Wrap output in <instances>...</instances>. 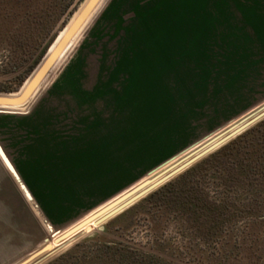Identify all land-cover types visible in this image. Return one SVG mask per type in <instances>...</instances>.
Listing matches in <instances>:
<instances>
[{
    "label": "rangeland",
    "instance_id": "rangeland-1",
    "mask_svg": "<svg viewBox=\"0 0 264 264\" xmlns=\"http://www.w3.org/2000/svg\"><path fill=\"white\" fill-rule=\"evenodd\" d=\"M91 1L0 0V84L33 67L16 92L0 93L6 99L22 94L78 22L30 101L0 112V264H31L90 221L45 264L99 237L135 250L82 263L264 264L258 173L253 188L225 190L233 205L215 223L174 207L152 211L151 224L129 215L86 235L109 203L264 107V0H98L81 17ZM204 189L223 198L220 186Z\"/></svg>",
    "mask_w": 264,
    "mask_h": 264
},
{
    "label": "trees",
    "instance_id": "trees-1",
    "mask_svg": "<svg viewBox=\"0 0 264 264\" xmlns=\"http://www.w3.org/2000/svg\"><path fill=\"white\" fill-rule=\"evenodd\" d=\"M32 69L33 67L24 73L18 74L9 86L0 84V93L16 92ZM253 161L254 165L252 166ZM256 173L264 175V120L118 215L107 224V227L114 220L128 218L129 215H131L133 221L140 215H145L147 216L146 220L151 224L154 213L159 215L165 212L168 213L170 208L174 207L181 211L183 215L187 213L188 218L193 222L203 220L210 224L215 223L219 218L218 212L221 210L227 211L233 205L232 199L226 196L225 190L237 186L253 188L252 185H248V181L253 177L251 175ZM207 179H209V182H206ZM219 186L224 191L223 198L212 200L208 193H205L204 188L219 189ZM156 196H159L158 202L151 203V209L143 211L140 208L145 203L150 204ZM133 221L127 224L126 228H129ZM107 227L106 229H108ZM97 239H100V237ZM97 239H86L81 243H77L67 252L47 264H89L82 263V259H98L102 255L106 257L107 254L110 255L111 259H125L130 258L132 251L135 250L130 246H107L101 244L103 242Z\"/></svg>",
    "mask_w": 264,
    "mask_h": 264
},
{
    "label": "water",
    "instance_id": "water-1",
    "mask_svg": "<svg viewBox=\"0 0 264 264\" xmlns=\"http://www.w3.org/2000/svg\"><path fill=\"white\" fill-rule=\"evenodd\" d=\"M97 1L98 0H92L87 5V7H85L81 17H85L93 9V7ZM77 27H78V22L75 23V25H73V27L68 31L66 37L64 38L62 43L58 46L56 51L52 55H49L47 61L43 65V67L35 75V77L32 79V81L29 83V85L26 87V89L22 92V94L18 98L6 99L5 97H3V95H9V94H0V108H2L1 109L2 111H0V112L7 111L4 108L14 107V106L21 105V104H24L25 102L30 101V99L33 95L32 93H33L34 87L36 86L38 81L41 79V77L44 75L45 71L57 59L60 51L67 44V42L69 41V39L71 38V36L73 35V33ZM262 120H264V107L259 109L256 112L252 113L251 115H249L245 119L241 120L240 122L236 123L232 127L223 131L222 135H224V136H222L220 139L216 140L213 144L207 146L205 149H203V147H205L206 145H208L211 141H213L215 139H213V140L209 141L208 143H205L204 145H202L199 149H197V151L203 149L202 151H200L199 153H197L195 155L193 153H191L190 155L185 157L184 158L185 162H183L182 164H179L178 166H176L172 170H169L168 172H166L156 182L150 184L149 186L143 188L142 190H140L141 187L143 185H145L146 183H148L149 181H145L139 185H136L135 187H133L132 189H130L129 191H127L126 193H124L123 195H121L120 197L115 199L114 201H112L111 203H109L106 207H104V209H102L101 211H99L98 213H96L94 215V217H96L99 213H101L105 209H107L113 205L118 204V206L115 209H113L108 214H106L105 216H103L102 218H100L99 220L96 221L95 227L93 228V230L90 233H88V235L91 234L92 232H94L95 230H103L104 225L108 221H110L113 218H115L116 216L122 214L123 212H125L126 210H128L129 208L134 206L136 203H138L140 200L144 199L145 197H147L148 195H150L151 193H153L154 191H156L157 189H159L160 187H162L166 183L170 182L172 179H174L178 175L182 174L184 171H186L187 169H189L190 167H192L196 163L200 162L201 160H203L204 158H206L210 154L214 153L215 151H217L218 149H220L221 147H223L224 145H226L227 143H229L230 141H232L236 137L240 136L242 133L249 130L250 128H252L256 124H258ZM218 136H220V135H218ZM82 224L83 223H81V224L77 225L76 227L72 228L71 230L59 235L55 239V243L58 245V247H56L52 251L43 254L42 249H40V250L36 251L35 253H33L30 257H28V258L34 259V261L31 264H45L47 261H49L55 255H57L59 252H61L62 249L68 243L74 242L78 238L82 237L79 235V233L74 235L75 231H77ZM46 249L47 250L49 249V245H47Z\"/></svg>",
    "mask_w": 264,
    "mask_h": 264
},
{
    "label": "bare ground",
    "instance_id": "bare-ground-1",
    "mask_svg": "<svg viewBox=\"0 0 264 264\" xmlns=\"http://www.w3.org/2000/svg\"><path fill=\"white\" fill-rule=\"evenodd\" d=\"M62 43V42H61ZM60 43V44H61ZM58 48V47H57ZM7 97V96H6ZM8 99V98H7ZM200 151V150H199ZM198 151V152H199ZM197 152V151H196ZM197 152V153H198ZM194 156V155H193ZM187 160V159H186ZM174 161V160H173ZM183 162H185V160L183 161ZM183 162H180L179 164H182ZM179 164H177V166L179 165ZM176 167V165L175 166H173L172 168H170L169 170H172L173 168H175ZM169 170H167L166 172H168ZM165 172V173H166ZM164 175V174H163ZM163 175H161L160 177H158V178H156L155 180H153V181H150V182H148V183H146L145 185H143L142 187H141V189L140 190H142L143 188H145V187H147V186H149L150 184H152V183H154V182H156L158 179H160ZM118 206V204H116V205H114L113 207H111V208H109L108 210H106L105 212H110V211H112L113 209H115L116 207ZM105 212H103V213H105ZM102 213V214H103ZM101 214V215H102ZM101 215H99V216H101ZM98 216V217H99ZM97 217V218H98ZM99 219V218H98ZM91 222V221H90ZM90 222H86L85 224H82L81 226H80V228L77 230V231H75V233H74V235H76V234H78L79 233V235L81 236L82 235V233L85 231V232H87V230H88V228L92 225V223H93V221H92V223H90ZM95 223H96V221H94ZM88 223H90V225L88 224ZM84 225V226H83ZM93 226L95 227V225L93 224ZM92 226V227H93ZM83 230V231H80V230ZM80 231V232H79ZM92 231V230H91ZM90 231V232H91ZM90 232H88V233H90ZM88 233H86V235L88 234ZM73 235V236H74ZM72 236V237H73ZM85 236V235H84ZM73 242H70V243H68L64 248H66L67 246H69L70 244H72ZM49 245V244H48ZM56 247H58V245L55 243V242H53L52 241V243L49 245V248H50V250H53V249H55ZM63 248V249H64ZM62 249V250H63ZM47 250V249H46ZM50 252V251H49Z\"/></svg>",
    "mask_w": 264,
    "mask_h": 264
}]
</instances>
